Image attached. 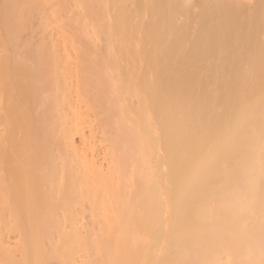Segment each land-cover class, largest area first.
Returning a JSON list of instances; mask_svg holds the SVG:
<instances>
[{
  "label": "bare ground",
  "instance_id": "obj_1",
  "mask_svg": "<svg viewBox=\"0 0 264 264\" xmlns=\"http://www.w3.org/2000/svg\"><path fill=\"white\" fill-rule=\"evenodd\" d=\"M262 2L0 0V264H264Z\"/></svg>",
  "mask_w": 264,
  "mask_h": 264
},
{
  "label": "rangeland",
  "instance_id": "obj_2",
  "mask_svg": "<svg viewBox=\"0 0 264 264\" xmlns=\"http://www.w3.org/2000/svg\"><path fill=\"white\" fill-rule=\"evenodd\" d=\"M245 1V3L243 4V6L246 4V0H244ZM255 1V0H254ZM254 1H251L250 2V0H247V4H253L252 5V8L250 9V12L249 13H254V12H256L255 10L257 9L256 7L257 6H259V7H261L260 5H258V4H260L261 2H259V1H257L258 2V4H257V6H256V3L254 2ZM255 3V4H254ZM263 3V8H264V1L262 2ZM246 4V5H247ZM255 6V7H254ZM254 8H255V10H254ZM262 8V9H263ZM260 10H261V8H259ZM259 11V10H258ZM257 11V12H258ZM263 11H264V9H263ZM243 17L245 18V16L243 15ZM242 17V18H243ZM250 18V17H249ZM249 18H245L246 20L248 19V20H250ZM254 27V26H253ZM254 31V30H253ZM255 32H257V29L255 30ZM254 34V33H253ZM256 34V33H255ZM257 35V34H256ZM257 38V37H256ZM257 40V39H256ZM260 39L258 38V41H259ZM263 41V40H262ZM261 42V41H260ZM259 43V42H258ZM31 192H41V193H43V192H48V190H46V189H35V190H32ZM54 200V202H60V203H68V204H72V205H78V203L80 202V206H85V208L87 209V208H89L90 206H94V204H93V202H95V201H97V199L96 198H83V199H80V198H74V197H66V195H65V197H62V196H44V197H35V198H25V199H23V204H26V203H29V202H36V203H38V204H40L41 206H47L51 201H53ZM25 206V205H24ZM22 209V208H21ZM23 210V209H22Z\"/></svg>",
  "mask_w": 264,
  "mask_h": 264
}]
</instances>
